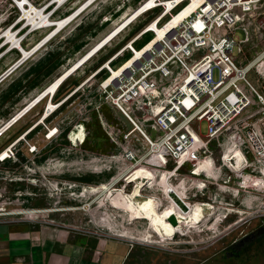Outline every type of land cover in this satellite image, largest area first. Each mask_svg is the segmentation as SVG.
Here are the masks:
<instances>
[{
    "label": "rangeland",
    "instance_id": "obj_1",
    "mask_svg": "<svg viewBox=\"0 0 264 264\" xmlns=\"http://www.w3.org/2000/svg\"><path fill=\"white\" fill-rule=\"evenodd\" d=\"M164 9L170 0H0V220L71 233L95 264H264V232L231 248L264 224V157L248 153L247 130L231 126L193 167L162 164L100 88L101 65L126 60L123 46L146 42ZM260 18L236 34L264 71ZM151 27L160 38L168 25Z\"/></svg>",
    "mask_w": 264,
    "mask_h": 264
},
{
    "label": "built area",
    "instance_id": "obj_2",
    "mask_svg": "<svg viewBox=\"0 0 264 264\" xmlns=\"http://www.w3.org/2000/svg\"><path fill=\"white\" fill-rule=\"evenodd\" d=\"M170 2L173 12L164 9L143 28L145 35L151 34L146 42L139 47L127 42L123 47L129 57L118 67L101 65L108 74L100 82L107 105L138 128L153 155L164 157L162 164L193 167L199 157L212 156L209 146L226 137L231 126L246 129L254 141L248 153L264 157L262 61L243 58L242 50L254 17L261 16L264 30V0H206L172 24V14L188 2ZM151 25L168 27L158 38ZM238 30L245 38L236 34ZM136 49L144 51L137 55ZM120 68L112 77V69ZM244 111L252 121L236 123ZM15 142L7 147L8 157L15 155ZM28 145L35 150V145Z\"/></svg>",
    "mask_w": 264,
    "mask_h": 264
},
{
    "label": "crops",
    "instance_id": "obj_3",
    "mask_svg": "<svg viewBox=\"0 0 264 264\" xmlns=\"http://www.w3.org/2000/svg\"><path fill=\"white\" fill-rule=\"evenodd\" d=\"M77 239L62 229H33L25 221L3 219L0 264H95L92 248Z\"/></svg>",
    "mask_w": 264,
    "mask_h": 264
},
{
    "label": "water",
    "instance_id": "obj_4",
    "mask_svg": "<svg viewBox=\"0 0 264 264\" xmlns=\"http://www.w3.org/2000/svg\"><path fill=\"white\" fill-rule=\"evenodd\" d=\"M173 221L174 220L171 218V222H173ZM253 239H254V232L246 233V234L242 235L239 239H237V241L234 243V245L237 249H240V248L248 245L249 242L252 241Z\"/></svg>",
    "mask_w": 264,
    "mask_h": 264
},
{
    "label": "flooded vegetation",
    "instance_id": "obj_5",
    "mask_svg": "<svg viewBox=\"0 0 264 264\" xmlns=\"http://www.w3.org/2000/svg\"><path fill=\"white\" fill-rule=\"evenodd\" d=\"M252 232H254V239H253L252 241H250L249 244L246 245V246H249L253 241L256 240V238L260 237V235L263 234V232H264V224L260 227V229H256V230H254V231H252ZM249 233H250V232H249ZM236 241H237V240H236ZM236 241H235V242H236ZM245 243H246V242H245ZM246 246H244V247H246ZM231 248H233L234 251L239 250V249H237V248L235 247L234 244L231 246ZM242 248H243V247H242ZM242 248H240V249H242Z\"/></svg>",
    "mask_w": 264,
    "mask_h": 264
},
{
    "label": "bare ground",
    "instance_id": "obj_6",
    "mask_svg": "<svg viewBox=\"0 0 264 264\" xmlns=\"http://www.w3.org/2000/svg\"><path fill=\"white\" fill-rule=\"evenodd\" d=\"M263 186V185H262Z\"/></svg>",
    "mask_w": 264,
    "mask_h": 264
}]
</instances>
